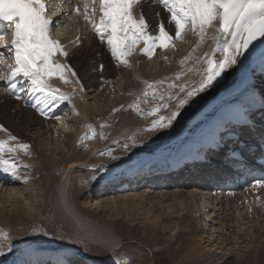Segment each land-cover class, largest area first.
<instances>
[{
  "label": "bare ground",
  "instance_id": "6f19581e",
  "mask_svg": "<svg viewBox=\"0 0 264 264\" xmlns=\"http://www.w3.org/2000/svg\"><path fill=\"white\" fill-rule=\"evenodd\" d=\"M158 10H160V16L156 17V13ZM141 11L145 13L146 18L150 21L153 29L156 28L157 19H164L166 21L168 17V13L164 9L161 10L159 8V5H151L149 3H145V6L141 9ZM213 26L214 31H208V41L207 37L204 36V41L202 42L200 48L201 51L199 52V54H202L203 50L207 48L206 43L211 40L212 35L214 36L216 34L215 28L218 25L217 23H215L214 25L213 22ZM50 35L53 39L59 40L62 38L59 33H54L52 31L50 32ZM172 35L174 36V31L172 32ZM183 36L184 38H186L185 40L187 42L189 40H192V37L187 34H184ZM91 39L92 41L88 46L81 43V41H78L77 44L74 45L75 47L68 51V62L71 64L70 66H72V68H74V70L76 71L80 80V84L83 85L82 89H76L74 86H72L69 83L70 77H68L67 75L66 76L69 81L68 83L62 81L58 75H54L49 79V83L54 88H58L62 92L69 94L72 102L65 100L64 102L59 103L57 106L50 107L48 109V114L45 116L41 115L37 111V109L32 106H23V97L19 100L16 97H12L5 92V95L3 94V96H1L0 94V124H3L4 127L7 128L12 135L16 136L19 142H26L29 145V152L27 150L26 153L28 155L22 156V151H18L15 154H6V156L15 155L19 158L18 162L22 161V165L18 169L17 176L14 177L11 174H6L3 169H0V184L2 188H4V185H6L7 183V185H10L14 182H17L18 180L22 181L23 183L27 181V183L23 184L24 189L21 191H17L20 195L19 197H21L22 202H25V204L22 205V203L20 202V207H16L17 211L13 209L10 212H3V216L0 215V223L5 226L6 230L13 231L14 229H16L18 232L23 233H25L27 230H30L35 236L39 237H47L48 235L55 233V236L58 237V241H65L68 243L71 242L74 245V247L78 251V253L75 254L74 257L77 258H82L88 254H95L99 256L111 253L113 250H119L120 248L117 249V247L120 243L119 241H117L116 237L117 235H120L123 238V242L127 241L128 239L139 240V238H144L146 240H149V242H152L153 245H156L157 243L164 244L158 246L160 251L165 254V262H167V264H210L214 261H216V264H257L258 260L264 262L263 248H259L255 255H247V253L244 251V253L240 255V257H237V259H235L236 253L233 252H228V256H225L224 254L214 259L211 258L213 254L211 253L212 248L226 247L224 245L225 241L223 235L220 236V239L217 238V235L221 231H223V229L225 231L228 230V228L233 230V227L236 226V224L233 223L235 222V220L232 217L237 213V211H234L235 209H231L230 212H225L226 214H220L218 210H220L219 208L221 207V205L224 203L225 205H230L237 210H241L243 209L242 207L245 206V210L239 214L240 217L242 216V214L244 215V217L241 218V221L249 217L256 218L259 216V214H261L260 216H263L264 218V212H262L259 206L254 205L252 207V213H249L246 205H238L234 201L221 200L217 202V205H215L213 203V199L199 200V198L197 197L201 196L200 193L203 189H201L198 185L196 186L195 184L183 186L182 189L176 190H170L168 188L161 194H159V191H154L156 192L154 196L146 192V190L144 189L142 191H136L132 194H125V196H121L120 194L119 196H113L112 198H110L109 196L115 195L111 192L119 191L122 188V186L113 182V180L116 179L114 178L116 176H111L108 180L105 177H101L99 179L97 178L95 180L92 173H94L96 169L100 168V165L104 163V157L110 151L109 147H117L116 145H114L116 140H111L110 136L113 134L114 137L112 138L121 137V140L123 139L124 142L135 141L138 136L136 130L138 128L137 123H139V120H137L138 118L131 115L130 113H124V111L122 110L123 100H126L124 99V97L122 101H118V99L116 98L115 100L109 98L110 101L108 100V103L110 109H108V114L106 113V119L120 132L118 133L115 131H111L109 132V135H104L103 130H100L102 129L101 123L103 122H101L102 120L100 121L97 119V117L102 115L100 114L101 111L97 110L98 106L95 107V104L93 106L94 109L92 110V107H90L87 100L89 98H94L95 103L99 102L101 100L100 96L104 94L110 87V85L103 87L102 84H104V81H106L109 77L115 76L117 74L120 75L118 76V78L123 81L122 84H120L121 91L123 92H128L130 88L134 89L141 82L133 76L130 69H126L123 71L121 67H118L114 64V59L112 58L111 53L108 52L106 41L101 42L96 32L92 33ZM67 44L69 47L70 43L67 42ZM212 49L213 47H210L208 53H211ZM157 50H159V48H157ZM157 50L151 57L152 59H149L150 61H147L148 59L145 61L144 58H147L148 56L139 51L138 54L141 53V55L138 57L139 61L136 69H133L134 73L136 71H140L142 78H151L154 74L151 72L152 70L148 69L147 63L151 64L150 62L153 61L156 56H158L159 53H157ZM132 55L133 57L129 58V61L137 57V55ZM142 59H144V61H142ZM54 60L57 63L63 64V56L60 53L55 54ZM175 61L177 62L178 60ZM101 64L105 66L103 72L99 71V66ZM173 65L175 66L176 64L174 63ZM236 65L237 64L226 67L221 75L216 78L219 80L209 88L208 94L211 93V95L209 96L210 100L208 99V105L217 100V97L221 95L222 91L228 88L230 84L233 83L235 79L234 71ZM256 68L257 66L255 67V65H253V67L251 66L247 78L248 82L251 83V87L253 86L254 88H259L260 85H264V78L256 75ZM201 70L194 72L195 76H197L201 72ZM186 77L187 75L184 76L185 79ZM193 82L194 77H192L191 80L188 81V83ZM97 88H99V90H97ZM26 94H29L30 96L38 94V97L36 99L42 98L41 93L36 92L33 94L30 92L29 84ZM89 94L92 96L90 97ZM82 98L84 99V104L81 105V103H79V100ZM203 98L206 99V96H204ZM219 103L221 104L222 102L216 101L214 104L215 107ZM118 106L120 107V109L117 108ZM71 108L72 110H77L79 112V115H77L78 118H76V116H73L69 117L68 120L67 117L71 115ZM65 109L66 112H62ZM106 109L107 108H105V110ZM94 110L98 111L99 114L97 113L98 115H96V113H93ZM191 110H193V107H191ZM72 112L73 114H76L74 111ZM216 113H218L219 115V108L217 112H215V115ZM61 115H63V117H60ZM211 115L207 114L206 116V122L208 121V126L200 127L201 121H198V124L200 123L199 126L196 127V125H198L196 124L189 134L196 137L198 130H200L201 128L203 129L205 127H209L211 124L210 119L217 117ZM137 116L139 117V119H142L141 121L144 123V125L146 123H148L147 125H149V122L156 118H154V116L152 118L150 116H142L139 115V113L137 114ZM82 117L84 119L83 122ZM101 117H103V115ZM177 118H179V116H177L176 119ZM56 123H61V125L63 126L66 123H71L70 125L72 127L60 128L55 132L52 129L57 128ZM192 123H187V127H191ZM89 124L93 126L96 135L94 138L81 140V137L86 133L89 135L91 134V131L87 128V125ZM103 127H105V125H103ZM33 129H36L33 132V135H29L30 133H32L31 131ZM111 129L112 128H110V130ZM116 133L118 135H115ZM0 134H2V139L7 140L8 135L6 132L0 131ZM46 134L50 135L49 142L53 143V141L55 140H62L65 147L62 150L60 148H51L50 153L46 152V150L42 148V144L45 141V138L43 136H45ZM154 134H156L158 137H161L162 134L164 135V130L156 129L150 132L149 135L143 136H146L148 138V136L151 137ZM124 135L129 139L123 138ZM173 138L175 137L173 136ZM13 142L9 143L13 144ZM140 142H137L136 145L129 147L130 149H125V145L118 148H121V151L123 150L121 153L123 154L122 156L133 154L132 151L139 146H143L144 148L136 149L134 153H137L138 150L143 151L144 149L142 153L148 154V151L150 148H152V146H150L149 143L143 144ZM173 142L174 141H170L168 144L172 145ZM167 145L163 146V148L160 147L154 149L156 150L157 155L161 153L160 156H162V160L158 159L153 160L151 163H145L143 164V166H140L139 171H137V169H135V166H133L131 167L133 169L132 171H126V174L124 176L122 174L120 176H131L137 172V174H139V172L148 173L150 167H153L155 164L156 166H164L165 163L173 164L175 158L171 155L173 153L171 149H173L174 146L167 147ZM153 147L159 146L156 145ZM118 148H114V150L116 151L113 152H118ZM71 150L73 151L72 156L68 155V152ZM152 151L153 150L151 149V152ZM101 153H103L105 156H103V154ZM101 156L103 157L101 158ZM118 157H120V155L117 156V158ZM134 158L135 157H132V159ZM128 160V158L124 159V161ZM141 162L142 161H140V163ZM23 165H29V167H27L29 169L25 171L24 169H26V167H24ZM139 165L140 164H138V166ZM101 166L104 167L105 165ZM121 168L123 169V167ZM206 169H208L207 166H200L196 171L197 176L202 178V174ZM180 173L182 174L180 176L187 175V171H185V168H182L180 170ZM135 180L136 179L134 178V181ZM208 196L209 198H211L213 195ZM15 197L16 195L12 196L11 199L15 200ZM213 197L216 198V196ZM238 199L243 200L244 197L241 196L238 197ZM191 200H193L195 203H192ZM198 201L200 202L198 203ZM174 202L184 203V208L187 207V210L189 212H186L184 214L182 213V216L173 214V212L170 211L180 210V206ZM172 205L173 210H171ZM196 205H198L197 208L199 213L201 209H203L204 211L202 215L204 224L201 223V218H198L200 220V226H204V228H202V231L197 224L198 222H195V220H198L196 219ZM213 205H215V207ZM212 207L216 209V211H213ZM159 208H162L165 213L163 214L161 219L155 217L151 220L149 218L150 216H152L151 212L153 210H158ZM168 208H170V211L168 210ZM130 209L133 211H142L143 213L147 214L146 218L143 217L141 225H137L138 223L132 220H127L126 217L123 219L124 216L128 215V210ZM210 217H212L211 221L213 222V224L219 223V227L216 228L215 225L211 223V225L205 223L206 220L209 222ZM158 220H160L161 223L165 225V229H167V231L172 232L174 236H178L179 238L175 241L167 240L163 235V230H161L157 224ZM256 220H260L258 221L260 223L264 221V219L263 221H261L260 217L256 218ZM256 220L252 221L256 222ZM174 222L179 223V225L181 224L182 227L176 229V226L173 225ZM169 224H171L172 226ZM191 227H193V235L191 236H196L197 238H199V240L208 242L209 248L202 251L199 248L200 241L193 242L190 239L189 231H191ZM2 228L4 229V227ZM199 228V233L197 235L194 234ZM257 231L258 230H256V232ZM259 235L260 234H257L254 242H257L258 239H261ZM3 237L5 239V236ZM236 237L237 239L240 238L239 236ZM11 241L12 238L7 235L6 243L3 242L4 244H0V263L4 262L3 258L7 257L11 253H13L14 250H16V246H13V244H11ZM225 250H228V248H225ZM132 254L134 253L132 252L131 256L123 259L124 261L122 262V264H129L133 262L132 257L133 259L136 257L134 255L132 256ZM71 258L72 256H69L67 258L64 256H57L56 259H60L62 262H68ZM137 258L139 259V257ZM219 258L220 261H217ZM106 260L107 259L105 258H98L97 261H93L91 264H106ZM80 261L84 260L81 259ZM143 261L144 258L142 257V259H140L139 262L137 260L136 263L142 264ZM23 264L33 263H29V261H26V263ZM147 264L152 263L148 262Z\"/></svg>",
  "mask_w": 264,
  "mask_h": 264
},
{
  "label": "snow or ice",
  "instance_id": "6c2138e0",
  "mask_svg": "<svg viewBox=\"0 0 264 264\" xmlns=\"http://www.w3.org/2000/svg\"><path fill=\"white\" fill-rule=\"evenodd\" d=\"M149 3L162 6L168 13L166 21L156 20L155 29L143 11L139 15L136 14L137 8L142 9L145 6V0H98V5L97 0H85L83 7L85 21L93 23L94 31L101 42L106 41L111 56L118 65L130 66L128 57L141 42L144 45L140 49L141 53L151 58L157 48L166 49L170 44L174 47V41L182 40L185 31L196 33L203 40L207 29L216 22L218 25L216 34L212 36L216 46L211 53H204L202 58L207 65L199 82V88L202 90L220 76L226 67L236 64L238 57L244 55L257 37H264V0H149ZM89 5H92L90 10ZM47 10L45 0H0V20L12 28L13 38L9 54L14 52V63L9 65L11 72L7 77L0 76V79L11 81L22 75L28 82L31 93L42 94V98H38L32 107L45 116L50 107L57 106L65 100L71 102L69 94L54 88L49 79L58 75L62 81L68 83L64 75L65 70L72 76H77L70 65L57 63L53 59L57 52L63 56H67L68 53L63 50L60 42L50 35L54 20L46 15ZM75 10L80 12L81 8L77 6ZM97 11L101 14L98 22L95 20ZM159 16L160 13L157 12L156 17ZM0 40H3L2 35ZM217 50L225 53L221 61L213 59ZM3 57L4 53L0 52V61ZM104 68L105 66L101 64L99 71L103 72ZM76 82L80 83L78 76ZM143 83L145 87L141 90V96L144 99L137 97L133 103L136 111L142 116L156 117L151 122L152 129L169 127L180 114L179 109L186 105L196 92V89L189 90L187 85H180V92H186V95L180 98L179 94L168 93L166 100L165 95L157 90L162 81L145 80ZM14 87V84H9V88ZM80 87L83 88V85L80 84ZM171 87L176 85L170 84L169 88ZM149 97L156 102L145 111L139 104L148 103ZM16 98L22 97L17 95ZM172 100L178 101L175 109L171 110L168 116L161 115L162 109L170 108ZM87 128L91 134L86 133L81 140L95 137L93 126L89 124ZM0 131L8 133L7 140L0 139V169L15 177L22 161L18 162L19 158L15 155L6 154H15L18 151L27 153L29 145L22 142L10 144V141H17L18 138L3 124H0ZM257 185L264 187V180H258ZM4 235L7 238V234Z\"/></svg>",
  "mask_w": 264,
  "mask_h": 264
},
{
  "label": "rangeland",
  "instance_id": "374dc122",
  "mask_svg": "<svg viewBox=\"0 0 264 264\" xmlns=\"http://www.w3.org/2000/svg\"><path fill=\"white\" fill-rule=\"evenodd\" d=\"M215 23L216 22H214V25H215ZM209 30H212V32H213L214 31V26H211V27L208 28L207 34H208ZM70 31L71 30L69 28H63L62 29V33H61L62 39L64 40V42L61 45L63 47V50H65L67 53H68V51H70V49H73L75 47L74 45H76L77 42H78L77 41L75 43V41L71 40L74 37V33H71ZM184 34H187V35L191 36L192 40H189L187 42L185 40L186 38H184V36H183L182 40L177 39L176 41H174L175 42V44H174L175 46L174 47L171 46V44H170V47H168V48H166V49H164V50H162L160 52H157L159 54H158V56H156V58L153 61L150 62L151 64L147 63L148 64L147 65L148 69L152 70L151 72L154 74V75H152L151 78H146V77L142 78L141 77L142 75L140 74V71H136L135 73L133 71V69H136V66L138 65V61H139L138 57L141 55V53L138 54L140 49L137 47L136 50L132 53L134 55H137V57L135 59H131V61H129L130 62V66H126L124 64H119L118 65L117 61L115 59H114V64L116 66H118V67H121L123 69V71L126 70V69L127 70L130 69L132 71L131 73L133 74V76L138 81L140 80L141 83L138 86H136L134 89L130 88V90L128 92L127 91L123 92V91H121V86H120V84H122L123 81H121L118 78V76H120V75L117 74L115 76L109 77L106 81H104L105 83L102 84L103 87H106V86H109V85H110V87L104 94H102L100 96L101 100L99 102L95 103L94 102V98L91 99V98L88 97L89 99L87 100V102H89V105H90V107H92V110L94 109L93 106L95 104V107L98 106L97 110L101 111L100 114L103 115V117H101L102 116L101 115V116L97 117V119L100 120V121L102 120L101 122H103V123H101V122L100 123L102 125H105V127H101L102 129H100V130H103L104 135H109V132H111V131H115V132H118V133L120 132L118 129H116V127H114L106 119V113L109 112L108 109H110L108 100L110 101L111 98L114 99V100L116 98V99H118V101H122V99L124 97V99H126V100H123V103H125V104L122 103V110L124 111V113H130L131 115H133L136 118H138L137 120H139V123H137L138 124V128L136 130V132L138 133V136H137L135 141H133V142L132 141L124 142L123 139H122L123 141L121 140V137L120 138H112V137H114L113 134L110 136L111 140L115 139L116 142L119 145L115 142L114 145H116L117 147H115V146H110L109 147L110 148V151H109L110 157H109V153L106 154V156L104 155L105 152H104V154L101 153V154H103V156H105L104 157L105 161L101 165H105V166L103 167V166L100 165V168L96 169V171L94 173H92L93 177L95 178V180L97 178L99 179L101 177L102 178L103 177H105V178L108 177L109 178V177H111L113 175H118V174H119L118 176H120L121 174L123 175L124 171H127V169H128V171H132L133 169L131 167H133V166H137L138 167V164H140V166H141V163L143 161H146V160H149V159H153L157 155V154L155 155V153L148 154V155L144 154V153H140V152H142V150H138L137 153H134L136 151V149L144 148L143 146H139L138 148H135L132 151V153L134 155L136 154L135 156L133 154H130V152H129L130 155L122 156L123 154H121V153H122L123 150L121 151V148H118V147H120V146L123 147L124 145H127L128 147L124 146V148L128 149L129 147L136 145L137 142L139 143L140 141H141L140 143H143V144L149 143V145L152 146V148H155L153 146H156V145H158L160 147V146H163L165 142H167L168 140L172 139L173 136L174 137L178 136L181 133V130L185 126L186 123H192L193 122L192 126L189 129V133L192 131L194 126L196 124H198V121H201V123H203L202 120L199 118L200 116L199 117L195 116L192 119H190L189 121H187L189 119L188 116L191 114L190 117H192L194 115L195 111L198 112V113L202 112L200 115H202L204 113L206 115L207 114H209V115L212 114L211 116H218V113H216V115H215V112H217V110H216V107H215L214 104L211 107H209V108L207 107V106H209L208 105V99H209V96L211 95V93L208 94L209 88L212 87L215 83L214 84L211 83L210 85L206 86L205 90H204V88L202 90L199 88V82L203 78V75H204L203 70L207 67L206 63H204L202 58L204 57V53H206V52L208 53L209 52V48L210 47H213V49L215 48V46H216L215 41L211 38V40L208 43H206V47L207 48L203 50L202 54H199V52L201 51L200 48H201L202 42L204 41V38H203V40H201V37L198 34L190 32V31H185ZM207 34L205 36L207 37V41H208ZM211 35H212V33H211ZM91 37H92V32L88 33L87 35H84L83 37H81L80 38L81 40H79V41H81V43H83L84 45L88 46L91 43V41H92ZM65 41L70 43L69 47H68L67 42H65ZM107 48H108V52L110 53L108 45H107ZM218 53H219L218 50L215 51L213 57L217 56ZM224 54L225 53H223V55ZM54 57H53V59H54ZM68 57H69L68 55H67V57L63 56V64L64 65H71L68 62ZM132 57H133V55L128 57V60H129V58H132ZM11 59H12V57L10 56L9 58H6L4 60V62H6L8 64H11L10 63ZM144 59H145V61L147 59H148L147 61H150L149 57L144 58ZM144 59H142V61H144ZM174 59L178 60V61L176 62ZM213 59L216 60V61L223 60V58H221L219 60L217 57L213 58ZM56 61H57V59H56ZM182 61H183V63H182ZM174 63L176 64L175 66L173 65ZM255 67H256V65H255ZM71 68H72V66H71ZM72 69H74V68H72ZM9 70H10V67H9ZM9 70L7 69L6 72H8ZM198 70H201V72L197 76H195L194 72H196ZM255 71H257V68L255 69ZM67 72L68 71L65 70L64 75L65 76L67 75L68 77H70V82L69 83L72 86H74L76 89H78V88L82 89L80 87V83L78 84L76 82L78 75L77 76H72L70 72H68V73ZM188 73H189V75H188ZM185 75H187L186 79L184 78ZM177 77H179V78H177ZM192 77H194V82L193 83H188V81H190ZM145 80H147V81H162V83L157 86V90L161 94L165 95V99L166 100L168 99V95H167L168 93L179 94L180 98H183L186 95V92L185 93L180 92V88H179L180 85H187V88L189 90L196 89L195 94L192 97L189 98L188 103L186 105H184L182 108L179 109V112H180V114L178 115L179 118H177V119L175 118L172 121V123L170 125L171 127L169 126V127H166V128H156V129L164 130V135L162 134L161 137H158L156 134H154L151 137L148 136V138L146 136H143V135H149L150 132H152L153 130H156V129H152V127H151V122L152 121L149 122V125H147L148 123H146L144 125V123L141 121L142 119H139V117L137 116L138 112L136 111V107H135L134 103H132V102H134L137 99V97H140L141 100L144 99L141 96V90L144 89V87H145V85L143 83V81H145ZM170 84H174V85H176V87L169 88ZM102 86H99V87H102ZM100 89H102V88H100ZM97 90H99V88H97ZM2 91L3 90H0L1 96H3V94H4V91L3 92ZM89 96L91 97L92 95L89 94ZM105 96H108V97H105ZM204 96H206V99L203 98ZM79 101H80L79 103H81V105L84 104V99L83 98L80 99ZM71 102H72V99H71ZM155 102L156 101L151 100V98L149 97L148 103L141 102L139 104V107L141 109H144L145 111H148L150 109L151 105L153 103H155ZM162 102L163 101H161V103ZM177 103H178L177 100H172L170 102V108H168V110L167 109H162L160 114L164 115V116H168V114L170 115L171 110L175 109ZM191 107H193V110H191ZM72 108L70 110L71 115L67 117L68 120H69V117H73V116L74 117L76 116V118H78L77 115H79V112L77 110H75V109L72 110ZM105 108H107V109L105 110ZM117 108L120 109L119 106ZM72 111H74L76 114H73ZM98 111L94 110L93 113H96V115H98L99 114ZM163 111H164V113H163ZM192 112H193V114H192ZM139 115H141V114L139 113ZM149 116L151 118L153 117L151 115H149ZM149 116H147V117H149ZM60 117H63V115H61ZM154 118H155V116H154ZM209 118H210V116H209ZM104 120H105V122H104ZM83 121H84V119L82 117V122ZM75 123H77V122H75ZM70 124L71 123H66L63 126V125H61V123H56L57 128H53L52 130L56 132L60 128L72 127ZM199 124L196 125V127H198ZM205 124H207V125H205ZM201 126H208V121L207 122L205 121L202 125H200V127ZM148 127H150V128H148ZM110 128H112V129L110 130ZM36 129H33L31 131L32 133H30L29 135H33V132ZM136 132H135V134H136ZM7 135H8V133H7ZM115 135H118V134L116 133ZM171 136H172V138H171ZM43 137L45 138L44 139L45 141L42 144V148H44L46 150V152H48V153H50L51 148H53V149L60 148L62 150L65 147L64 146V142L62 140H55V141H53V143L49 142L50 141V135L49 134H46ZM123 138L129 139L125 135H124ZM0 139H2V134H0ZM119 140H121V141H119ZM143 140H144V142H143ZM10 142L12 143L13 141H10ZM14 142L18 143L19 141L17 140V141H14ZM24 143H26V142H24ZM173 143H172V145L168 144L167 147H172V146L175 147V144H177L179 142L177 141L174 144ZM26 144H28V143H26ZM110 144H112V143H110ZM149 145H148V147H149ZM174 147H173V149H174ZM114 148H118V152H113V151H116V150H114ZM173 149H171V150H173ZM107 150H109V149H107ZM28 152H29V148H28ZM170 152H168V153H170ZM68 153H69L68 155L72 156L73 151L71 150ZM160 154L161 153H159L158 155H160ZM23 155H28V154H26V153H24V151H22V156ZM119 155H120V157L117 158V156H119ZM103 156H101V158ZM132 157H135V158L132 159ZM126 158H128L130 160V162L126 163L127 161H124V159H126ZM140 161H142V162L140 163ZM145 163H148V161L143 162L142 166ZM121 167H123V169ZM28 169L29 168L26 167V169H24V170L27 171ZM6 174H9V173L6 172ZM118 176H116L114 178H117ZM25 183H27V181L23 183L22 181L18 180L17 182H14L13 184L4 186V188H2V186L0 184V215L1 216H3L2 215L3 212H5V211L10 212L13 209H15V211H17L16 207H20L21 203H22V205L25 204V202L24 203L22 202L21 197H19L20 195L17 192V191H21V190L24 189V185L23 184H25ZM145 190H147V189H145ZM172 190H176V189L174 188ZM159 192H160L159 194L163 193V191H159ZM155 193L156 192L149 193V194L154 196ZM125 194L124 195L121 194V196H125ZM14 195H16L15 200L11 199L12 196H14ZM119 195L120 194H118V195L115 194V195H111L109 197L112 198L113 196L115 197V196H119ZM19 199H20V201H19ZM174 200H177V199H174ZM194 201H195V199H194ZM194 201L191 200L192 203ZM174 203H176L177 205L180 206L179 207L180 210H173V205H172L171 206V210H173V211H170V208H168V210L170 212H173V214H177L178 216H182L184 213L189 212L187 210L188 209L187 207L184 208V203H180V202H174ZM222 205H221L222 208L221 207L219 208L220 210L221 209L222 210L221 211L218 210L220 214L221 213L222 214H226L225 212H230L231 209L232 210L235 209L234 211H237V213L234 214V216L232 217L235 220V222H233V223L236 224V226L233 227V230L228 228V230L225 231L223 229V231H221L217 235L218 239H220V236L223 235V238H224V241H225L224 245L226 246L225 248H228V250H225V248H222V247L212 248V252L211 253H213V254H212L211 258L214 259V258L219 257V256L224 255V254H225V256L226 255L228 256V252L229 253L233 252V253H236L235 254V259H237V257H240V255H242L244 253V251L247 253V255L248 254L249 255H255L259 248H263L264 249V221H263L264 218H263V216H260L261 214H259V216H258V217L261 218V221H263L262 223L258 222L260 220H258V221L256 220V218H258V217H256V218L249 217V218L244 219V220L241 221V218L244 217V215L242 214V216L240 217L239 212L241 213L242 211H244L245 210V206L242 207L243 209L237 210L236 208L231 207L230 205H227V204L225 205L224 203ZM197 207H198V205H196V208H195V210L197 209L196 219H198L200 217L201 218V223L204 224L203 223L204 221H203V218H202L203 216L201 215V214H203V212H201L203 210L200 211V213H201L200 214L198 212V208ZM164 213L165 212L163 211V209L159 208L158 210H155V211L153 210L151 212L152 216H150L149 218L151 220L154 219L155 217H158L159 219H161V217L163 216ZM146 216H147V214L143 213L142 211L139 212V211H135V210L133 211V210L130 209V210H128V215L124 216L123 219L126 217L127 220H132V221L138 223L137 225H139V224L141 225L143 217L146 218ZM209 219L211 220V218H209ZM252 220H256V222H253ZM199 221H200L199 219L195 220V222H198L197 224L199 225V227L201 228V231H202L203 230L202 228H204V226L201 227L200 224H199ZM205 223L206 224H210V223L213 224V222H211V221L208 222L207 220H206ZM157 224H158L159 228L161 230H163V235H164V237L167 240L175 241V240H177L179 238L178 236H174L172 232L167 231V229H165V225H163L160 220L157 221ZM169 225H171V224H169ZM173 225L176 226V229H178L179 227H182L181 224L179 225V223H175V222H174ZM213 225H215L216 228L219 227V223L218 224H213ZM2 227H4V229ZM37 228H39V227H37ZM192 228L193 227H191V231H189L190 239L193 242L194 241L195 242H199L200 241L199 248L202 251H204L207 248H209L208 242L203 241V240H199V238H197L196 236H191V235H193V231H192L193 229ZM200 228L194 234L197 235L199 233ZM235 229H237V230H235ZM256 230H258V231L256 232ZM5 233L8 236H10V238H12L11 244H13V246H16V250H14V252L11 253L10 255H8L7 257L3 258L4 262H2L0 264H23V263H26V261H29V263H37L38 261L40 262V260H43V259H45V260L55 259V258H57V256H64V257L67 258L69 256H74L75 254L78 253V251L76 250V248L74 247V245L71 242L68 243V242H65V241H58V239H57L58 237L55 236V233L51 234V235H48L47 237H43V236L39 237V236H35L30 230H27L25 233L18 232L16 229H14L13 231L6 230L5 226L2 223H0V244L1 243L2 244L6 243V238L4 239V237H3V236H5L4 235ZM257 234H260L259 237H261V239L260 240L258 239L257 242H254V239L256 238ZM43 235H45V234H43ZM236 236H239L240 238L237 239ZM116 238H117V241H119V243H120L119 246L117 247V249L120 248L119 250H113L111 253L103 254V255H99V256H97L95 254L94 255H92V254L89 255L88 254V255H85L84 257L88 258V260H91V261H97L98 258H105V259H107L106 260V264H122V262L124 261L123 259L131 256V253L133 252L134 254H132V256L134 255L136 258L139 257V259L137 258L138 262H139L140 259H142V257L144 258V261L142 262V264H147L148 262H151L152 264H167V262H165L166 261L165 260V254L162 251H160L159 246H158V245H164V244H158L157 243L156 245H153L152 242H149V240H146L144 238H139V240H134V239H130L129 240L128 239L127 241L123 242L122 241L123 238L120 235H117ZM240 241H242V242H240ZM84 257H82V258H84ZM163 257H164V259H163ZM136 258H134L135 259L134 260L133 257H132L133 262H131L129 264H137L136 263V261H137ZM217 261H220V258ZM210 264H216V261H214L213 263H210ZM257 264H264V262L261 261V260H258Z\"/></svg>",
  "mask_w": 264,
  "mask_h": 264
}]
</instances>
